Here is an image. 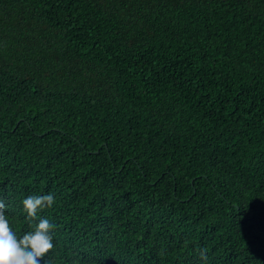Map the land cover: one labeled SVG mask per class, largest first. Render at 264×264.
<instances>
[{
	"label": "trees",
	"instance_id": "1",
	"mask_svg": "<svg viewBox=\"0 0 264 264\" xmlns=\"http://www.w3.org/2000/svg\"><path fill=\"white\" fill-rule=\"evenodd\" d=\"M47 192V264H264V0H0L18 233Z\"/></svg>",
	"mask_w": 264,
	"mask_h": 264
},
{
	"label": "clouds",
	"instance_id": "2",
	"mask_svg": "<svg viewBox=\"0 0 264 264\" xmlns=\"http://www.w3.org/2000/svg\"><path fill=\"white\" fill-rule=\"evenodd\" d=\"M54 202L51 192L25 196L20 204L29 229L18 233L10 224L6 205L0 201V264H47L46 256L55 247V225L41 212ZM199 259L200 264H206L208 258L203 248L199 250Z\"/></svg>",
	"mask_w": 264,
	"mask_h": 264
}]
</instances>
